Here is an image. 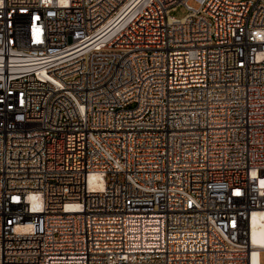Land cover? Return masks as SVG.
Masks as SVG:
<instances>
[{
  "label": "built area",
  "instance_id": "obj_1",
  "mask_svg": "<svg viewBox=\"0 0 264 264\" xmlns=\"http://www.w3.org/2000/svg\"><path fill=\"white\" fill-rule=\"evenodd\" d=\"M256 213L264 0H0V264H260Z\"/></svg>",
  "mask_w": 264,
  "mask_h": 264
},
{
  "label": "bare ground",
  "instance_id": "obj_2",
  "mask_svg": "<svg viewBox=\"0 0 264 264\" xmlns=\"http://www.w3.org/2000/svg\"><path fill=\"white\" fill-rule=\"evenodd\" d=\"M94 178H97V176H94ZM253 229H252V235L254 242L264 247V222L261 219V216L259 213H256L252 220ZM257 256V252L255 253V257Z\"/></svg>",
  "mask_w": 264,
  "mask_h": 264
},
{
  "label": "rangeland",
  "instance_id": "obj_3",
  "mask_svg": "<svg viewBox=\"0 0 264 264\" xmlns=\"http://www.w3.org/2000/svg\"><path fill=\"white\" fill-rule=\"evenodd\" d=\"M194 6H197L195 2H192ZM187 10L184 6L180 5L175 10L171 12L172 16H175L177 18H182L187 14ZM260 264H264V251L260 252Z\"/></svg>",
  "mask_w": 264,
  "mask_h": 264
}]
</instances>
